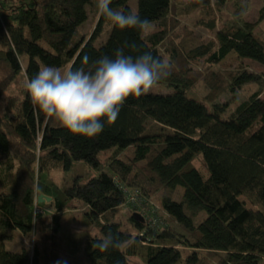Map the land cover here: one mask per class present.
<instances>
[{"label":"trees","instance_id":"16d2710c","mask_svg":"<svg viewBox=\"0 0 264 264\" xmlns=\"http://www.w3.org/2000/svg\"><path fill=\"white\" fill-rule=\"evenodd\" d=\"M129 1L112 0L111 7L133 11ZM97 2L0 0V166L14 169L17 163L14 171L0 172V264H264V74L247 72L242 64L213 68L231 52L264 65V39L256 31L264 5L256 21H246L252 0H138L136 13L151 21L141 35L115 27ZM197 11L199 23L210 30L217 16L230 15L217 32L216 48L180 32L182 19ZM89 17L95 23L90 37L79 30ZM106 25L108 38L96 45ZM125 43L136 45L125 47L126 55L150 52L171 62L170 76L158 84L172 90L129 97L117 121H103L96 137L73 134L34 109L27 88L23 97L10 94L23 71L28 83L42 65L87 68L85 55L90 61L114 58ZM201 59L207 67L194 68ZM251 83L254 92L237 100ZM226 94L231 98L220 102ZM149 119L171 131L147 133ZM131 146L134 152L127 155ZM122 185L143 186L147 200L162 193L156 227L127 205ZM179 186L184 193L176 201ZM40 194L52 201H37L45 212L35 218ZM241 195L255 210L244 203L232 210ZM80 208L76 227L73 212ZM124 208L136 232L114 221ZM37 230L42 241L33 250L6 248L19 232ZM109 233L134 243L105 252L93 247Z\"/></svg>","mask_w":264,"mask_h":264},{"label":"clouds","instance_id":"9594fccd","mask_svg":"<svg viewBox=\"0 0 264 264\" xmlns=\"http://www.w3.org/2000/svg\"><path fill=\"white\" fill-rule=\"evenodd\" d=\"M112 0H98L99 13L121 30L135 29L141 35L151 29V21L141 19L134 11L111 7ZM125 47L90 61L85 55L82 65L74 70L42 66L26 87L34 109L54 118L71 133L93 138L102 133L104 124H114L121 107L129 97H141L170 76L172 64L154 57L150 52L133 57L125 54ZM134 243L112 233L93 244L101 252L119 250Z\"/></svg>","mask_w":264,"mask_h":264},{"label":"rangeland","instance_id":"374dc122","mask_svg":"<svg viewBox=\"0 0 264 264\" xmlns=\"http://www.w3.org/2000/svg\"><path fill=\"white\" fill-rule=\"evenodd\" d=\"M27 1H29V0H27ZM185 1L191 2L192 0H185ZM129 4L132 7L134 12L138 11V0H130ZM263 5H264V0H252L250 9L245 14L244 19L246 21H256L259 17V11ZM229 17H230L229 14H223V15L217 16L216 27L214 29L210 30V29H206L202 24L199 23L201 15L197 11L193 15L186 16L182 19L183 24L180 28V32L182 34L188 36L191 39V41H194L196 44L205 43V44L211 45L213 48H216L217 43H218L217 42V32L222 28L225 20L228 19ZM94 27H95V23L92 21L91 17H89L87 19V21L79 27V30L82 33L86 34L88 37H90V35L93 32ZM109 30H110V27L108 25H106L104 27L102 33L96 39V42H95L96 45H100L104 41H106V39L108 38ZM256 31H257V35L259 37H261L262 39H264V21L259 25V27L257 28ZM28 59H29V56L26 54L21 57V62H22L23 67H26ZM241 64L247 69V72H257V73L264 74V65L263 64L258 63L254 60H251V59L239 58L235 52H231L224 60H222L218 64L214 65L213 68L215 70H227V69L235 68ZM207 65L208 64H207L206 60L201 59L196 63L195 66H193V65L192 66L194 68H206ZM42 66H44V65H42ZM60 69L62 71H67L68 67H62ZM26 85H27V79L25 76V72L23 71L18 76L15 83L12 85V89H11L10 94H14L15 96L23 97L21 95L23 94V91L27 88ZM255 88H256V84H253V83L243 86V88L238 91L239 94H238L237 100L241 101L242 99L246 98L247 96H249L250 94H252L254 92ZM171 90H172V88L169 86H162L160 84H157L149 92L164 93L165 94V93L171 92ZM198 90L200 92V95H203L206 93V89L202 85H200V87H198ZM230 98H231V95L226 94V95L222 96L219 99V101L220 102H226ZM261 99H264V94L261 96ZM237 100H236V102H237ZM236 102L234 101V104ZM170 131H171V129L164 127L163 125H161L160 123H158L155 120L149 119L146 122V132L147 133H161V132L162 133H168ZM128 149H130L131 151L128 150L126 152L127 155H129L131 152H134L135 147L131 146ZM197 158L198 159L195 161V164L197 165V167L202 166L203 165L202 155L199 154L197 156ZM144 163H145V161L140 162L137 164V166H140ZM15 166H17V163L14 165V169H10V168L5 167V166H0V172L8 174V173H10V171L15 170ZM54 174L56 175L57 179H60L62 177V172L59 169L54 170ZM143 185L145 186L146 183H144ZM137 189L140 192H142L144 187L142 186V188L139 187ZM183 193H184V188L179 186L176 190L175 195H174V200L180 201L182 196H183ZM161 195H162L161 192L153 195L150 199H148V202H144L142 205L137 206L139 208L138 210L143 212L145 214V216L148 217V219L152 218L154 215H156L157 210L162 209ZM242 203H244L248 209L255 210V207L252 205V203L243 195L239 196L236 204L232 207V210H234L239 204H242ZM47 208H48V210L50 209V207H47ZM82 211L83 210L80 208V210L73 212V214L75 216V218H74L75 223L74 224L76 227L78 226V222L80 219V213H82ZM130 215H131L130 209L124 208L123 211L115 218L114 221L115 222H121L123 230L128 231V232H136L128 220ZM41 239L42 238L40 237V235H38V230H37V234L29 235V236H24L19 232L17 234L16 239L7 241L5 246L8 250L16 251V250L20 249V247L23 244H26L30 250H33L34 244H36V242L39 245H41V241H42ZM132 260L134 261L135 259H132Z\"/></svg>","mask_w":264,"mask_h":264},{"label":"built area","instance_id":"2783aa9c","mask_svg":"<svg viewBox=\"0 0 264 264\" xmlns=\"http://www.w3.org/2000/svg\"><path fill=\"white\" fill-rule=\"evenodd\" d=\"M121 188L127 194V205L137 207V206L142 205L144 202H148L147 198H145L143 196L142 192H140L138 189L132 190V189H129L123 185L121 186ZM37 201H38V197L36 199V204L34 207V217L35 218H38L39 215H41L45 212V209L42 206H40ZM145 217H146L147 222L152 227H156L160 223V218L157 216V214L154 215L152 218H149V219L147 216H145Z\"/></svg>","mask_w":264,"mask_h":264},{"label":"water","instance_id":"95a60500","mask_svg":"<svg viewBox=\"0 0 264 264\" xmlns=\"http://www.w3.org/2000/svg\"><path fill=\"white\" fill-rule=\"evenodd\" d=\"M38 201L40 202V203H43V202H51L52 201V198L51 197H48V196H45L44 194H40L39 196H38ZM136 216H138L140 219H142V217L140 216V215H138V214H136Z\"/></svg>","mask_w":264,"mask_h":264},{"label":"crops","instance_id":"0c3cea01","mask_svg":"<svg viewBox=\"0 0 264 264\" xmlns=\"http://www.w3.org/2000/svg\"><path fill=\"white\" fill-rule=\"evenodd\" d=\"M23 245H26V244H23ZM26 246H27V245H26ZM20 248H21V247H20ZM19 250H20V249H18V250H16V251H19ZM16 251H15V252H16Z\"/></svg>","mask_w":264,"mask_h":264}]
</instances>
